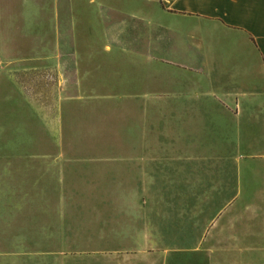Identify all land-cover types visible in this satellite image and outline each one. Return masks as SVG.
I'll use <instances>...</instances> for the list:
<instances>
[{
  "label": "crops",
  "instance_id": "0c3cea01",
  "mask_svg": "<svg viewBox=\"0 0 264 264\" xmlns=\"http://www.w3.org/2000/svg\"><path fill=\"white\" fill-rule=\"evenodd\" d=\"M88 4L0 33L88 42L50 115L7 86L37 135L0 131V264H264V0Z\"/></svg>",
  "mask_w": 264,
  "mask_h": 264
},
{
  "label": "rangeland",
  "instance_id": "374dc122",
  "mask_svg": "<svg viewBox=\"0 0 264 264\" xmlns=\"http://www.w3.org/2000/svg\"><path fill=\"white\" fill-rule=\"evenodd\" d=\"M69 1L60 0L62 9H57V12L61 17L58 16L57 21H77L78 26L84 24L88 20L87 13L91 14L88 0H73L74 4L78 1L76 8L72 10L76 16L72 15L71 9L64 6ZM53 6L54 0H0V28H6L0 29V33L16 39L28 34L31 37L41 33L51 34L56 19ZM109 11L115 18H111L110 31H125L129 16L127 15L125 20L117 8L111 7ZM86 43L88 42L81 40H34V38L29 41H0V86L3 87L0 89V114L3 116L2 121L0 120V131H3L4 135L8 133L9 137L15 136V139L27 143L29 141L31 144L37 135L30 126L28 128L31 131L27 129L28 120L20 113L21 110L15 104L13 94L7 86L14 91V95L18 92L16 96L22 97L24 91L25 95L33 99L44 98L46 104L43 108L47 115H50L57 107L55 99L69 95L67 88L72 77L70 65L74 64L76 49L83 48ZM44 64L46 67L43 70L39 66ZM31 107L37 108L38 105L31 104ZM5 137L0 136V143H5ZM54 139L57 143V138ZM14 143L19 144L17 141ZM49 143H53L52 137H47V144Z\"/></svg>",
  "mask_w": 264,
  "mask_h": 264
}]
</instances>
